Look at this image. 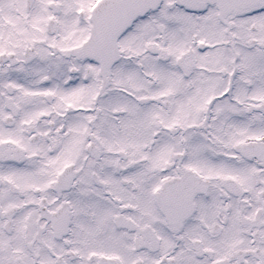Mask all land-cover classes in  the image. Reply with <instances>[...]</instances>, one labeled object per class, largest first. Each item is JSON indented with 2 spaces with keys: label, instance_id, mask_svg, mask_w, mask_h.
<instances>
[{
  "label": "snow or ice",
  "instance_id": "obj_1",
  "mask_svg": "<svg viewBox=\"0 0 264 264\" xmlns=\"http://www.w3.org/2000/svg\"><path fill=\"white\" fill-rule=\"evenodd\" d=\"M0 264H264V0H0Z\"/></svg>",
  "mask_w": 264,
  "mask_h": 264
}]
</instances>
